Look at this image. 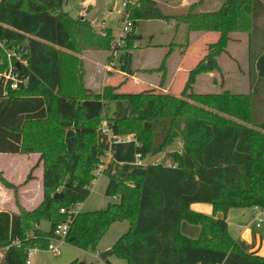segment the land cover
Masks as SVG:
<instances>
[{"label": "trees", "instance_id": "1", "mask_svg": "<svg viewBox=\"0 0 264 264\" xmlns=\"http://www.w3.org/2000/svg\"><path fill=\"white\" fill-rule=\"evenodd\" d=\"M159 1L138 0L139 6L126 11L133 31L123 41L125 51L136 49L140 21L160 20L184 25L188 34L219 35L207 45L206 56L190 71L178 96L155 88L91 91L81 55L108 51L112 29L102 37L88 19H73L64 12L69 0H0V43L16 48L25 60L16 69L18 90L0 80V155H40L21 185L0 173V184L13 191L19 210L0 212V264H26L29 251L48 250L63 225L68 226L66 244L97 254L111 227L123 222L129 230L111 256L127 264H264V257L242 249L227 223L231 210H264V0H219L221 5L212 10L208 5L217 0H194L168 13ZM237 34L249 40L250 93L197 92V77L220 73L219 57L231 56L228 46ZM188 46V41L169 45L159 68L141 72L160 75L163 87L165 61L177 48L183 55ZM1 57L6 59L0 55V73L7 66ZM119 101L128 102L133 115L105 116L108 105ZM105 121L114 136L135 138L141 160L161 156L163 161L135 168L125 178L112 176L106 195L114 202L103 210L74 214L90 197L103 163L98 137ZM70 128L76 138L68 145ZM180 140L181 150L169 152ZM40 165L44 198L27 211L19 192L35 180ZM58 193L62 199L55 198ZM193 204L211 205L213 215L193 212ZM43 222L49 230L41 228ZM185 222L202 229L198 239L182 233Z\"/></svg>", "mask_w": 264, "mask_h": 264}, {"label": "rangeland", "instance_id": "2", "mask_svg": "<svg viewBox=\"0 0 264 264\" xmlns=\"http://www.w3.org/2000/svg\"><path fill=\"white\" fill-rule=\"evenodd\" d=\"M124 1L125 0H113L109 7H107L101 14L96 15L97 21L104 19L103 15H105L107 26L112 29V34L117 36V38L122 34V18L120 12L122 11V4ZM162 1L164 2V0H161V3ZM219 3L221 5V2L217 0L212 4V6H214V9L218 8L217 6H219ZM112 6H114L113 11H110V8ZM161 6L162 9L167 12V8L164 5ZM173 25L175 24L166 23L160 20L140 21L136 29V33L140 37V40L136 43V49L132 50L131 52L133 56L131 57L130 54L126 55L127 59L124 65H121L122 67H120V70L118 71V74L121 77H129L128 75L132 73V69H157L162 65L169 50V45L173 43L182 45L188 41L189 46L183 55L181 54V48H177L176 51L173 52L165 61L166 81L163 87H160V75L151 76L146 74H139L140 78L138 82L136 81L135 83H132L130 85H123L122 92L138 93L145 88H147V90L153 89L151 87H146L149 85L157 86V90L160 91L167 89V84L169 83L171 85L170 92L173 95L175 94L176 96L180 95L188 81L190 71L193 70L206 56L207 44L215 42L219 35L210 33L188 34V31L184 25L177 28ZM93 29L95 31H98V33L102 37H105V30L107 29V27H102L100 30H96L95 26H93ZM233 37L234 41L231 42L228 46V52L231 56L229 57L228 55L223 54L219 57L221 70L220 73L198 76L195 85V90L197 92L209 94L230 91L231 93L235 94H245L246 92L250 91L243 80L239 78L241 77V75L246 76L247 68L250 62V56H248V36L245 34H237ZM117 38H114L113 43L108 50V52L110 53V57L113 59L111 62H108L109 67L111 68L113 66L112 63H117L120 56L124 55L126 52L122 48L123 44H117ZM9 51L11 54L19 55V52L16 48H9ZM1 58L2 61H4L3 57ZM221 78L223 80H221ZM222 81L223 87L220 86V83ZM151 83L154 85H151ZM111 104L112 107L110 108L108 114L112 116L126 117L127 114H131L133 111L131 105L128 102L122 101L110 103V105ZM105 125L106 123L103 122L100 129H102ZM99 134H101V132H99ZM121 137L125 138L127 136ZM181 144L182 140L169 148L168 151L172 152L181 150ZM110 155H112L111 151H108L105 154L104 160L106 162L109 160V157H111ZM27 156L30 155H0V171L6 170L8 174H10L9 177L17 180V182H22L30 170V160ZM161 161H163V157L161 156L149 158L142 161L136 155L135 162L136 166H144L149 164L150 162L153 163ZM130 168L132 167L129 165H120L117 161H114L111 158L110 166L107 167V172L103 173L102 163V165L97 169L100 175L94 181L91 195L81 206L83 212L103 210L108 207L109 203H113L114 199L106 195V189L108 187L110 179L114 174H117L119 176H121L122 174H127ZM41 225V228L44 230L50 229V225L48 222H43ZM128 230L129 224L127 222L117 223L113 225L100 244L98 250L99 254L84 252L66 243L56 244L60 248V256L55 257L49 250H39L34 254L32 258V264H71L74 261H77L78 264H127L126 261L118 259L115 256H110L108 258V261L103 262L100 259V254L105 251L112 250L117 240Z\"/></svg>", "mask_w": 264, "mask_h": 264}, {"label": "crops", "instance_id": "3", "mask_svg": "<svg viewBox=\"0 0 264 264\" xmlns=\"http://www.w3.org/2000/svg\"><path fill=\"white\" fill-rule=\"evenodd\" d=\"M112 1L113 0H69L68 4L64 7V12L67 13L69 16H71L73 19H78V18L88 19L93 24V26H95L96 30H100L102 27L109 28L105 21V15H103L104 19H101L99 21L96 20V15L101 14L107 7L110 6ZM193 2L194 0H164V2L162 1V3L161 0L159 1L161 5H164L167 8V12L186 8L189 5H191ZM113 7L114 6L110 8V11H113ZM208 7L209 9L211 8L212 10L214 6L208 5ZM210 34H216V33H210ZM113 37L117 38V36L115 35H113ZM215 42H211V43H215ZM131 52L132 51H126L125 54L123 55L124 58H123L122 66L124 65L127 59L126 55L130 54L131 57L133 56ZM249 52H250V46L248 48V56H249ZM81 59L84 61L86 87L95 93H101L102 90L107 86L119 87V92L128 93V92H122L123 85H130L132 83H135L136 81L138 82L140 78L139 74H143L141 71L147 70L143 68H138L136 70L132 69V73L128 75L129 77L127 76L121 77L118 74V71L122 66H118V68L116 69L114 68V66H112L113 69L109 67L108 62H111L113 59L110 57V53L108 51H98V50L86 51L81 55ZM117 63H115L114 65H116ZM239 78L243 80L245 85L248 86L246 87L250 89L249 66L247 68L246 76L241 75V77ZM151 85L154 84L151 83ZM167 85H168L167 89L161 91L172 94L170 92L171 85L169 83ZM146 87L158 89V87L155 85L154 86L149 85ZM144 90H147V88L141 90L140 92ZM249 93L250 91L246 92L245 94H249ZM112 103H116V102H112ZM111 107L112 104L111 105L109 104L107 108V112L104 114L105 116L111 118H123L119 116L109 115L108 113ZM132 115H133V111L131 114H127L126 117ZM105 123L107 125L106 121ZM102 135L104 134L102 133L99 134L98 141L103 151V157H102L103 173L107 172V167L110 166L111 158L114 161H117L118 164L120 165H129L132 167L130 168L127 174H122L121 176L117 174L113 175L119 178H125L135 168L143 167V166H136V162H135L137 155L136 149L138 144L133 136H130L131 140L129 141L116 144L113 143V136H114L113 134H105L107 136H102ZM75 138H76V131L73 128L68 129L66 136L67 144L71 145L75 141ZM107 150L111 151L112 155H110L111 157H109V160L106 162L104 160V157L105 154L108 152ZM12 156H23V155H12ZM27 157L30 160V164H29L30 165L29 173H30L31 169L36 164H38L40 155L32 154ZM0 172L3 173L5 179H7L8 181L10 180L9 182L14 185L23 184L26 181L27 176L29 175L28 173L22 182H17V180H14L13 178L9 177L10 174H8L6 170H1ZM43 174H44L43 165H40L39 168L34 172L35 180L31 181L28 185L22 187L20 190V195H19L20 203L27 211H33L34 209L39 207V205L43 201L44 198ZM82 205L83 204H80L76 208L77 212H83L81 208ZM191 210L195 213L203 214L206 216L213 215V207L208 204H193L191 206ZM0 212H7L14 214L19 213V210L15 204L13 191L4 188L1 184H0ZM256 213L257 212L255 209L231 210L227 216V223H228L230 235L235 240L238 241V243L245 252L252 255L264 257V222L258 227V222L255 219ZM217 217L221 218L222 215L219 214ZM201 231L202 229L199 226L191 225L186 222L182 224V233L188 238L198 239L201 235ZM97 254H99V251Z\"/></svg>", "mask_w": 264, "mask_h": 264}, {"label": "built area", "instance_id": "4", "mask_svg": "<svg viewBox=\"0 0 264 264\" xmlns=\"http://www.w3.org/2000/svg\"><path fill=\"white\" fill-rule=\"evenodd\" d=\"M139 6L138 0H125L122 4V11L121 13V27H122V34L117 38V44L121 45L123 44V41L125 40L126 36L133 31V21L131 20L130 16L127 14V10L134 6ZM0 55L3 54V56L6 58L2 63L7 64L6 69L3 73H0V80L3 81L5 87L10 88L11 90H18L20 87V80L19 75L16 71L17 65L19 63H25L24 58L21 54H11L9 49L6 48L5 42L0 43ZM114 66V63H112ZM102 134H112L111 130L109 129L108 125L103 126V128L100 130ZM131 140L130 136H127L125 138H122L121 136H113V143L120 144L126 141ZM137 157L141 160V156L137 154ZM100 174L98 171L96 172V177H98ZM256 214L255 219L258 222V227L264 222V210L255 208ZM64 213L65 211L62 210ZM74 214L77 213V211L73 210ZM68 226L63 225L59 226L56 231V239L52 240L48 246V250L52 252V254L55 257H58L61 255V251L59 246L56 244H64L65 243V237L67 235ZM19 247L20 245L17 244ZM39 251L38 248L32 249L28 253V260L26 264L32 263V258L35 253Z\"/></svg>", "mask_w": 264, "mask_h": 264}, {"label": "water", "instance_id": "5", "mask_svg": "<svg viewBox=\"0 0 264 264\" xmlns=\"http://www.w3.org/2000/svg\"><path fill=\"white\" fill-rule=\"evenodd\" d=\"M55 198L56 199H62L63 198V193H58L55 195ZM112 255V250H108V251H105L103 253L100 254V259L103 261V262H106L108 261V258ZM79 264H85V263H79Z\"/></svg>", "mask_w": 264, "mask_h": 264}]
</instances>
